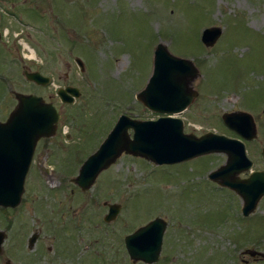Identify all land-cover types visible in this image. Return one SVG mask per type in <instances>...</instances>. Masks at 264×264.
<instances>
[{"label": "rangeland", "instance_id": "374dc122", "mask_svg": "<svg viewBox=\"0 0 264 264\" xmlns=\"http://www.w3.org/2000/svg\"><path fill=\"white\" fill-rule=\"evenodd\" d=\"M18 9L16 18L4 13ZM3 25L14 75L0 78V121L17 106L15 92L56 104L61 120L57 134L37 144L21 205L0 209V230L7 234L0 264H134L122 241L157 219L167 223L160 264H264V198L244 218L236 193L209 179L226 164L225 154L155 165L124 153L88 191L74 182L121 115L144 121L167 116L137 99L153 74L159 44L199 70L192 83L199 96L179 115L185 133L239 139L222 117L249 113L258 138L246 142L248 156L253 171H263L264 0H20L0 4ZM212 27L223 33L207 48L201 37ZM24 65L52 85L29 82ZM67 87L81 91L73 104L58 96ZM41 163L55 171L40 173ZM111 204L121 210L107 222ZM35 229L42 235L30 250ZM62 249L69 258H57Z\"/></svg>", "mask_w": 264, "mask_h": 264}, {"label": "water", "instance_id": "95a60500", "mask_svg": "<svg viewBox=\"0 0 264 264\" xmlns=\"http://www.w3.org/2000/svg\"><path fill=\"white\" fill-rule=\"evenodd\" d=\"M222 33L219 27L205 29L202 42L207 48L214 47ZM76 61L85 72L82 60L78 58ZM198 76L199 70L191 61L173 55L167 47L159 44L155 49L153 74L137 99L150 111L168 116L146 121L121 116L97 152L83 163L74 182L83 191H88L100 174L124 153L155 165H174L207 155L225 154L226 164L210 173L209 178L242 196L244 216L254 213L264 197V171H255L248 179L240 177L254 166L245 143L214 132L198 137L184 131L185 123L179 115L186 112L199 96L192 86ZM26 78L42 86L51 82L39 72L27 73ZM14 95L18 104L8 120L0 123V207L5 208L20 205L37 144L43 138L54 137L61 120L59 107L47 103L43 97L18 92ZM58 95L63 103H73L81 92L78 88L69 87L60 89ZM223 121L246 141L258 138L255 119L249 113H225ZM262 156L264 158V147ZM120 208L119 205H110L106 221L115 219ZM166 229L167 223L157 219L128 236L125 243L131 259L135 263L158 262ZM6 239V232L0 231V255ZM37 239V234L31 237L30 249L34 248ZM248 253L253 257L262 255L257 251ZM5 264L11 262L8 260Z\"/></svg>", "mask_w": 264, "mask_h": 264}, {"label": "flooded vegetation", "instance_id": "af4514ba", "mask_svg": "<svg viewBox=\"0 0 264 264\" xmlns=\"http://www.w3.org/2000/svg\"><path fill=\"white\" fill-rule=\"evenodd\" d=\"M17 1H20V0H0V4H10V3H15V2H17ZM18 11L19 12H17V10H13V11H9V10H4V13L6 14V15H9V16H12L13 18H16L18 15H19V13H20V10L18 9ZM20 15H21V13H20ZM19 15V16H20ZM21 21V20H20ZM2 27H4V25L3 26H0V78H4V79H11L12 77H13V75H14V71H13V69H12V67H11V64L13 63V56H12V48L10 47V45H9V41L6 39L7 38V36H8V31H5V29H3ZM3 53V54H2ZM9 64V66H10V68H7V63ZM22 69L24 70V74H25V76H26V74L27 73H30V72H32V71H30V68L29 67H27V66H22ZM1 73H2V75H1ZM30 82V81H29ZM31 83H33V82H31ZM14 97H15V95H14ZM16 98V97H15ZM9 117V116H8ZM8 117L6 118V120L8 119ZM5 120V121H6ZM5 121H0V123H3V122H5ZM85 161V160H84ZM82 163H84V162H82ZM81 163V164H82ZM40 165V167L38 168L39 169V171H40V173L43 171L46 175H49L51 172H54L55 170H53V169H50V168H47V165L46 164H44V163H41V164H39ZM31 169V168H30ZM79 171H80V169H79ZM79 171H78V173H79ZM107 171V170H106ZM106 171H104V172H102L101 174H100V176H102V174H104ZM51 176V175H50ZM251 176V174H249V176H246V177H242L243 179H247V178H249ZM216 184V183H215ZM78 188L79 189H81L79 186H78ZM223 188V187H222ZM224 189H228V188H224ZM230 190V189H229ZM81 191L82 192H86V191H83L82 189H81ZM232 191V190H231ZM234 192V191H233ZM236 193V192H235ZM236 195L242 200V203H243V199H242V196H240L239 194H237L236 193ZM110 205H108V207H109ZM17 208H15V209H10V210H13V211H15ZM109 208H108V213H109ZM10 212H12V211H10ZM241 213H242V215L244 216V214H243V205L241 206ZM250 216H248V217H245L244 216V218H249ZM1 231V230H0ZM38 235V239H37V241H36V243L38 242V240H39V238H40V236L42 235V232L39 230V229H35L34 231H33V234L31 235V237L32 236H34V235ZM55 235L56 236H54V245L57 243V240H58V235H57V233H55ZM28 242H29V240H28ZM123 242V247L121 246V249H122V251L124 252V250H125V248H126V244H125V240L124 241H122ZM36 243H35V245H36ZM91 247V246H90ZM51 250H52V248H48V249H45V253H47V252H51ZM126 250H127V248H126ZM249 252V250L248 251H246V253L247 254H249L248 253ZM4 253V252H3ZM3 253L0 255V258L2 257V255H3ZM127 253H128V251H127ZM129 255V254H128ZM56 256H57V258H59V257H64V258H69V253H67L64 249H62L61 251L59 250L58 252H56ZM251 256V255H250ZM130 257V256H129ZM251 257H253V256H251ZM255 257H261V258H263L262 257V255H257V256H255ZM254 258V257H253ZM131 260V259H130ZM254 260H256V259H254ZM125 261H126V259H125ZM132 261V260H131ZM134 264H147V263H144V262H141V261H139V262H134V261H132ZM6 263V262H5ZM4 263V264H5ZM123 264H127V263H123ZM154 264H160V263H154Z\"/></svg>", "mask_w": 264, "mask_h": 264}, {"label": "bare ground", "instance_id": "6f19581e", "mask_svg": "<svg viewBox=\"0 0 264 264\" xmlns=\"http://www.w3.org/2000/svg\"><path fill=\"white\" fill-rule=\"evenodd\" d=\"M29 51H30V53H31L30 59H31V60H34V59L36 58L35 51H34L33 49H30V48H29ZM121 64H123V62H122Z\"/></svg>", "mask_w": 264, "mask_h": 264}]
</instances>
